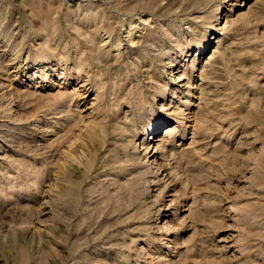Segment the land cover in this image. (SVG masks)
Returning a JSON list of instances; mask_svg holds the SVG:
<instances>
[{
    "label": "rangeland",
    "instance_id": "obj_1",
    "mask_svg": "<svg viewBox=\"0 0 264 264\" xmlns=\"http://www.w3.org/2000/svg\"><path fill=\"white\" fill-rule=\"evenodd\" d=\"M235 1L0 0V264H264V0Z\"/></svg>",
    "mask_w": 264,
    "mask_h": 264
},
{
    "label": "bare ground",
    "instance_id": "obj_2",
    "mask_svg": "<svg viewBox=\"0 0 264 264\" xmlns=\"http://www.w3.org/2000/svg\"><path fill=\"white\" fill-rule=\"evenodd\" d=\"M235 3L236 4H238V5H240L241 4V2L239 3L237 0L235 1ZM217 18V17H216ZM223 18H225V16L223 17ZM102 22V21H101ZM129 24L131 25L132 23L131 22H129ZM131 28V27H130ZM135 28V27H134ZM132 30V29H131ZM130 31V30H129ZM133 33V32H132ZM146 33V32H145ZM91 37V36H90ZM143 37H144V35H140L138 38H137V40H135V42H140V43H142L143 42ZM147 40V39H146ZM131 42H133L132 40H131ZM119 43H120V41H118L117 42V45H119ZM207 43V42H206ZM205 43V44H206ZM205 44H203V45H199V52L198 53H202V52H204L205 50H207V47H206V45ZM92 45V44H91ZM114 45V44H113ZM150 45H151V47H154V45H152V43H150ZM209 48V47H208ZM213 61V60H212ZM110 63V62H109ZM76 64V63H75ZM211 64H213V63H211ZM79 65V64H78ZM81 65V64H80ZM77 66V65H76ZM105 67V66H104ZM102 70V69H101ZM152 71V70H151ZM220 73V72H219ZM126 74V73H125ZM153 78V77H152ZM151 79V78H150ZM152 85V84H151ZM137 90H139V89H137ZM135 92H136V90H135ZM144 96H145V94H144V92H142L141 90H139L137 93H133V95L131 96H129V99H128V102H129V106L131 107V108H133V110H134V112H133V114L134 115H141V114H143V100H144ZM65 99V98H64ZM66 99H67V95H66ZM60 100H61V98H60ZM117 100H118V98H117ZM186 100H188V99H186ZM188 103V102H187ZM144 111H145V109H144ZM254 112V111H253ZM104 113V112H103ZM113 114L115 115L116 113H110L109 114V117L112 119V117H113ZM102 116V115H101ZM136 116V117H137ZM103 117V116H102ZM96 118V117H95ZM99 118V117H98ZM141 118V117H140ZM95 120V119H94ZM97 120V119H96ZM99 120V119H98ZM113 120V119H112ZM118 121V120H117ZM103 122V121H102ZM109 122H110V120H109ZM113 122V121H112ZM112 122H111V124H112ZM97 123H99V122H97ZM114 123V122H113ZM118 123H120V121L118 122ZM117 123V124H118ZM154 123H156V126L157 125H159V121H154L148 128H150V127H152V125L154 124ZM91 124V123H90ZM202 124H204V123H202ZM99 125V124H98ZM128 125V124H127ZM105 126H106V124H105ZM104 125H102L101 127H98V126H96V125H92V127L95 129V132H99V131H103V130H105V127ZM117 126V125H116ZM204 127V126H203ZM101 128V129H100ZM147 128V129H148ZM109 130V129H108ZM137 131L138 130H134V132H136V134H137ZM110 133V132H109ZM102 134H104V132H102ZM136 134L135 135H133V136H136ZM105 135V134H104ZM142 136H140V138H141ZM149 137V136H148ZM94 141H95V139H94ZM87 144H89L88 142H87ZM101 144V143H100ZM89 146V145H88ZM146 147H143V149L142 150H144ZM145 153H147V152H145ZM189 154V153H188ZM92 163V161H91V159L90 160H88L87 162H86V169L87 170H89L90 169V167H91V164ZM67 169V168H66ZM53 170V169H52ZM68 170V169H67ZM55 174V173H54ZM136 174V173H135ZM139 174V173H138ZM134 176V175H133ZM132 179H134V178H132ZM130 180V179H129ZM78 182H79V184H81L82 182H83V180L82 179H79L78 180ZM125 184V183H124ZM134 184L136 185L137 183L136 182H134ZM79 187V186H78ZM78 187L76 188V189H73L72 191H70L69 193H68V198L67 199H71L72 200V203L71 202H69V203H71V204H68V206H70V205H75V204H77L78 202H80V201H78V200H80V195H79V191H78ZM134 185H133V183H132V185L130 184V185H128L127 186V189H125L126 190V194L128 195V197H129V195L132 197V195L134 194ZM136 188V187H135ZM121 189V188H120ZM108 191V190H107ZM139 194V193H138ZM117 195V194H116ZM115 194H109L108 196H106L105 198H103V201H102V204H104L105 206H110L111 208H113V209H120V207H121V203L118 201V198H117V196H116ZM115 199V200H114ZM70 200V201H71ZM114 200V201H113ZM68 201V200H67ZM77 202V203H75L74 204V202ZM130 201H132V200H130ZM135 202V201H134ZM67 203V202H66ZM79 204V203H78ZM139 204V203H138ZM65 206L67 205V204H64ZM76 206V205H75ZM70 207L71 209H73V210H75L74 208H76V207ZM102 207V206H101ZM136 207V206H135ZM68 208V207H67ZM69 209V208H68ZM71 209H69L70 210V213H71ZM68 210V211H69ZM72 210V211H73ZM76 211H77V209H76ZM76 211H73V212H76ZM170 216V215H169ZM171 223V220H170V218H169V220H167L166 221V224H170Z\"/></svg>",
    "mask_w": 264,
    "mask_h": 264
}]
</instances>
